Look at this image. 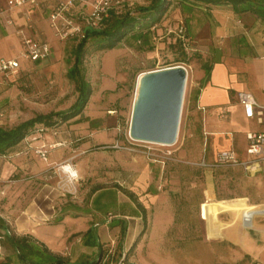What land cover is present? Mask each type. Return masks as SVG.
I'll list each match as a JSON object with an SVG mask.
<instances>
[{"label":"crops","instance_id":"crops-1","mask_svg":"<svg viewBox=\"0 0 264 264\" xmlns=\"http://www.w3.org/2000/svg\"><path fill=\"white\" fill-rule=\"evenodd\" d=\"M7 1L0 0V5ZM57 2L25 4L12 13L13 25L0 19V58L20 55V29L51 45L52 54L47 59L62 52L65 45L49 20ZM198 9L200 13L196 8L188 10L191 14L182 28L207 52L204 63H186L190 68L188 86L179 138L173 146L184 170L171 174L172 181L186 183L188 194L194 190L201 213L203 203L213 198L217 202L242 200L251 206H264V161L258 169L233 160L219 161L225 151L232 152L239 162L248 161L247 133L264 130V123L247 117L238 101V92L245 90L264 104V18L253 12H235L229 5ZM23 59L21 67L47 60ZM116 111L84 110L67 123L35 128L7 153L0 154V264L17 263L15 238L23 235L75 261L95 250L85 244L90 227L101 243L113 240L120 232L123 235L124 230L125 245H132L138 235L134 240L131 229L142 230L145 224H174L169 196L156 189L157 176L151 165H146L142 155L111 147L119 131ZM106 142L110 143L101 146ZM42 146L47 150L46 159L36 150ZM112 149L120 158L121 168H134L135 173L130 180L129 175L113 179L111 153L104 155L103 178L98 179L101 185L89 192L97 181L93 152ZM67 160L79 172L82 196L86 197L84 206L73 204L74 196L58 182L62 176L58 165Z\"/></svg>","mask_w":264,"mask_h":264},{"label":"rangeland","instance_id":"rangeland-1","mask_svg":"<svg viewBox=\"0 0 264 264\" xmlns=\"http://www.w3.org/2000/svg\"><path fill=\"white\" fill-rule=\"evenodd\" d=\"M148 3V0H121L118 5L122 10H127ZM195 12L200 13L201 10L196 8ZM190 14L191 11H182L181 4L172 0L161 22L153 28V49L122 42L112 49L97 50L90 43L84 68L93 86V94L84 110L95 113L116 109L114 114L119 120L116 140L102 143L101 146L117 141L130 145L129 126L137 77L141 72L184 63L190 69L187 64L205 62V46L192 42L182 28ZM62 41L65 49L54 58L45 60L41 65L23 64L10 79L5 78L0 82L1 125L13 127L37 114L67 109L75 102L77 84L67 74L73 65L71 51L79 39ZM187 86L188 80L186 89ZM41 126L37 124L35 128ZM136 142L138 145L135 148L139 150L121 149L142 155L146 165H151L153 174L157 176L156 189L169 196L173 211L171 217L174 216L175 221L174 224H145L142 230L141 227L131 229L134 240L138 235V241L132 245H125L120 232L113 240L103 243L99 259L101 264H264V215H257L254 224L246 226L234 220L235 214L231 211H221L215 215L212 211L215 198L203 203L201 213L199 198L193 187L190 189L192 193L188 194L184 190L186 183L172 181L174 175L172 177L171 174L184 170L179 166L182 158L176 155L174 145ZM145 146L155 148L156 154H148L153 150ZM101 150L93 152L96 165L93 176L97 181L94 187L90 186L89 192L101 185L98 179L103 178V162L107 158L104 155L111 153L113 179L121 176L127 178L129 175L130 180L135 173L134 168H121L120 158L113 149L111 152ZM168 150L172 153L169 154ZM60 181L61 177L58 178ZM122 183L126 186L123 180ZM82 190L84 187L79 180L77 192L71 198L73 204L85 205L86 197L82 196Z\"/></svg>","mask_w":264,"mask_h":264},{"label":"trees","instance_id":"trees-1","mask_svg":"<svg viewBox=\"0 0 264 264\" xmlns=\"http://www.w3.org/2000/svg\"><path fill=\"white\" fill-rule=\"evenodd\" d=\"M146 5L136 9L119 11L112 9L103 24L98 27H87L85 36L79 39L71 51L73 65L69 68L68 76L75 80L78 96L67 109L41 113L24 120L13 127L0 124V154L7 153L12 147L21 142L37 124L56 126L70 121L80 115L88 104L93 86L87 78L84 60L89 51L90 43L95 49H112L122 42L130 46L154 48L153 28L161 22L164 14L172 4V0H148ZM183 11L203 6H232L235 12H253L264 18V0H176ZM188 36V35H187ZM189 39H191L188 36ZM124 235V230H122ZM137 241V240H136ZM19 251L16 264H101L103 243L97 237L94 228L90 227L85 234V244L94 247L93 253L81 255L71 261L66 256L51 252L45 245L35 241L29 235L15 238Z\"/></svg>","mask_w":264,"mask_h":264},{"label":"built area","instance_id":"built-area-1","mask_svg":"<svg viewBox=\"0 0 264 264\" xmlns=\"http://www.w3.org/2000/svg\"><path fill=\"white\" fill-rule=\"evenodd\" d=\"M43 0H8L5 5H0V19L4 18L8 25L14 24L12 13L25 4L38 5ZM121 0H58L49 14L50 25L60 40L81 39L85 36L87 27H100L109 16L112 9L123 11L118 5ZM29 27L32 24L29 23ZM21 37L22 49L18 57L0 58V82L5 77L14 75L21 68V58L36 60L47 59L52 54L51 45L45 41H39L31 35L24 33L22 29L18 31ZM188 69V68H187ZM238 101L243 106L245 114L249 118L256 117L259 123H264V104H261L249 91H239ZM129 135V134H128ZM248 147L247 152L251 158L245 162H239L234 159L232 152L225 151L219 156L220 162L233 160L234 163H240L245 167L254 169L260 168L264 161V130L250 131L247 133ZM130 145H124L118 141L111 145L114 148H125L128 150H139L135 148L138 145L136 141L128 136ZM133 145L134 147H132ZM148 154L155 155V148L145 146ZM37 153L47 158V150L44 146L36 149ZM168 153H172L168 150ZM61 169L62 178L60 184L66 193L75 195L77 192V183L80 180L79 172L71 161H65L58 165Z\"/></svg>","mask_w":264,"mask_h":264},{"label":"water","instance_id":"water-1","mask_svg":"<svg viewBox=\"0 0 264 264\" xmlns=\"http://www.w3.org/2000/svg\"><path fill=\"white\" fill-rule=\"evenodd\" d=\"M137 77L129 136L134 141L171 146L177 143L188 69L176 64Z\"/></svg>","mask_w":264,"mask_h":264},{"label":"bare ground","instance_id":"bare-ground-1","mask_svg":"<svg viewBox=\"0 0 264 264\" xmlns=\"http://www.w3.org/2000/svg\"><path fill=\"white\" fill-rule=\"evenodd\" d=\"M147 72H143L145 74ZM232 210L234 212V220L241 222L246 226H252L257 215H264V206H251L242 200L226 201L212 203V211L218 215L221 211Z\"/></svg>","mask_w":264,"mask_h":264}]
</instances>
